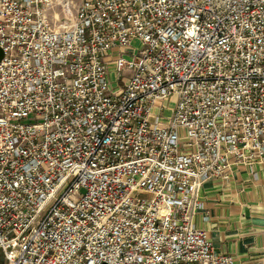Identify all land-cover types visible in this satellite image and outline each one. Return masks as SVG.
Masks as SVG:
<instances>
[{"label":"built area","instance_id":"2783aa9c","mask_svg":"<svg viewBox=\"0 0 264 264\" xmlns=\"http://www.w3.org/2000/svg\"><path fill=\"white\" fill-rule=\"evenodd\" d=\"M0 50L3 264H238L191 214L264 166V0H0Z\"/></svg>","mask_w":264,"mask_h":264},{"label":"crops","instance_id":"0c3cea01","mask_svg":"<svg viewBox=\"0 0 264 264\" xmlns=\"http://www.w3.org/2000/svg\"><path fill=\"white\" fill-rule=\"evenodd\" d=\"M110 80L114 84L113 75ZM122 82L111 86L117 91ZM172 104L173 99L169 108ZM165 115L159 118L152 113L149 118L165 126ZM253 171L256 179L247 167H239L227 181L204 183L198 191L201 207L191 214L192 224L206 232L214 250L232 256L238 264L264 262V166L254 165Z\"/></svg>","mask_w":264,"mask_h":264},{"label":"rangeland","instance_id":"374dc122","mask_svg":"<svg viewBox=\"0 0 264 264\" xmlns=\"http://www.w3.org/2000/svg\"><path fill=\"white\" fill-rule=\"evenodd\" d=\"M78 2V1H77ZM131 46H132V48L133 49H135V50H137V48L139 47V43L138 42H133L132 44H131ZM112 71V69L110 68V72ZM113 78H114V84L116 83V77L113 75ZM112 82H113V80H111ZM122 82V81H121ZM168 114V113H167Z\"/></svg>","mask_w":264,"mask_h":264},{"label":"trees","instance_id":"16d2710c","mask_svg":"<svg viewBox=\"0 0 264 264\" xmlns=\"http://www.w3.org/2000/svg\"><path fill=\"white\" fill-rule=\"evenodd\" d=\"M0 264H3V259L1 255H0Z\"/></svg>","mask_w":264,"mask_h":264},{"label":"water","instance_id":"95a60500","mask_svg":"<svg viewBox=\"0 0 264 264\" xmlns=\"http://www.w3.org/2000/svg\"><path fill=\"white\" fill-rule=\"evenodd\" d=\"M3 54H2V51L0 50V59L2 58Z\"/></svg>","mask_w":264,"mask_h":264}]
</instances>
